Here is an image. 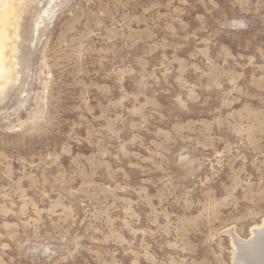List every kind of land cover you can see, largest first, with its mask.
I'll return each instance as SVG.
<instances>
[{
  "label": "rangeland",
  "instance_id": "1",
  "mask_svg": "<svg viewBox=\"0 0 264 264\" xmlns=\"http://www.w3.org/2000/svg\"><path fill=\"white\" fill-rule=\"evenodd\" d=\"M8 9L0 264H236L264 225V0Z\"/></svg>",
  "mask_w": 264,
  "mask_h": 264
},
{
  "label": "bare ground",
  "instance_id": "2",
  "mask_svg": "<svg viewBox=\"0 0 264 264\" xmlns=\"http://www.w3.org/2000/svg\"><path fill=\"white\" fill-rule=\"evenodd\" d=\"M9 1L10 0H0V36L2 38L1 43H4V41L8 39V28L6 20L9 14L13 11V9H8ZM4 48L5 47L1 45L0 51H2ZM3 55H0V80L6 75L7 72V65ZM233 240L235 247L237 248L236 264H264V260L262 262H259V257L264 254V225L260 228L254 229V236L249 241H243L237 236H234Z\"/></svg>",
  "mask_w": 264,
  "mask_h": 264
}]
</instances>
